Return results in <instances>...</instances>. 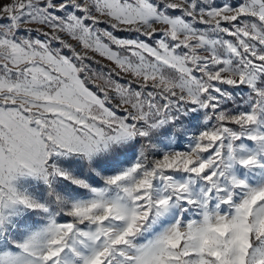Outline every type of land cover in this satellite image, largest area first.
<instances>
[{"label": "snow or ice", "instance_id": "snow-or-ice-1", "mask_svg": "<svg viewBox=\"0 0 264 264\" xmlns=\"http://www.w3.org/2000/svg\"><path fill=\"white\" fill-rule=\"evenodd\" d=\"M0 264H264V0H0Z\"/></svg>", "mask_w": 264, "mask_h": 264}]
</instances>
